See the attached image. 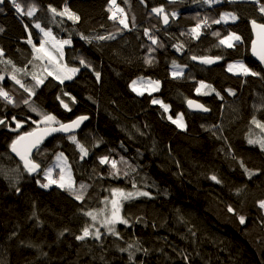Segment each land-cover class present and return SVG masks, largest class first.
Returning <instances> with one entry per match:
<instances>
[{"label":"trees","instance_id":"obj_1","mask_svg":"<svg viewBox=\"0 0 264 264\" xmlns=\"http://www.w3.org/2000/svg\"><path fill=\"white\" fill-rule=\"evenodd\" d=\"M18 2L24 7L35 3L38 11L29 18L17 14L9 0L0 5V49L4 51L0 75L5 77L0 86L18 105L13 107L0 99V118L9 123L12 116L25 121L18 132L0 125V264H264V210L257 203L264 199V152L247 143L249 132L260 134L251 124L252 118L264 122V108L255 115L252 111L258 93L264 100V66L249 55L253 40L250 21L264 22L258 5L252 0L223 1L215 6H206L203 0H117L129 18V30L109 19L110 0ZM49 6L58 11L67 6L80 16V21L74 23L59 16L53 19ZM161 6L171 19L166 28L161 17L151 12L153 7ZM173 11L177 13L175 18L171 16ZM224 12H233L240 18L213 24L212 20ZM205 18L208 24L201 28L199 39L193 38L190 30ZM35 23L51 29L57 39H71V45L64 49V61L80 71L63 84L47 76L30 99L63 122L80 115L90 118L83 130L75 134L89 149L84 160L79 159L76 145L61 136L45 144L35 159L44 169L53 163L55 154L64 152L77 186L89 185L83 202L59 187H40L45 180L40 175H30L10 154L12 140L35 128L27 117L39 119L21 103L28 94L11 79L15 65L27 70L16 73L17 78L26 86L35 84L31 73L38 62L27 42L29 31L35 44L42 40ZM145 29L157 38L158 44H152ZM216 32L219 37L214 35ZM230 32L243 38L244 64L260 72V76L243 77L227 71L235 53L220 45L219 40ZM113 34L114 39H95ZM178 46H182L180 51ZM192 56L221 59L207 65L192 60ZM81 58L91 67H83ZM148 59L151 64L146 62ZM8 60L12 63H4ZM173 61L193 70L195 81L174 79L170 72ZM97 72L104 75L106 92L112 100L102 98ZM148 75L160 80V90L135 94L130 83ZM200 82L210 84L223 100L215 93L198 95ZM229 89L235 92L234 96ZM64 92L69 96H64ZM58 96L69 103L71 112L61 106ZM69 97H75L74 104ZM226 97L240 101L242 123L228 132L223 144L202 123L220 124ZM154 98L168 104L173 117L183 113L186 129L173 124L164 109L152 103ZM190 99L204 103L211 114H190L186 110ZM116 104L125 106L130 117L115 112ZM97 142L99 147L94 146ZM104 155L117 160L124 157L135 168L133 177L138 187L150 192L151 198L124 203L122 213L131 227L119 226L122 238L104 234L100 241H80L76 237L89 226L85 212L98 209L112 188L133 189L128 179L108 175L109 167L99 163V157ZM241 160L249 169L259 170V174L249 179L240 166ZM213 175L221 183L212 180ZM229 207L235 214L228 211ZM240 215L246 218L244 224L239 222ZM129 244L134 248L121 251L128 249ZM129 251L134 252L131 260Z\"/></svg>","mask_w":264,"mask_h":264},{"label":"snow or ice","instance_id":"obj_2","mask_svg":"<svg viewBox=\"0 0 264 264\" xmlns=\"http://www.w3.org/2000/svg\"><path fill=\"white\" fill-rule=\"evenodd\" d=\"M12 7L15 9L17 14L26 15L29 18H32L36 12L38 11V7L35 3H31L28 6L24 7L18 0H9ZM126 2V0H125ZM170 2H175V0H170ZM223 0H203L204 4L209 6L220 4ZM231 2H235V0H231ZM253 3L258 5V11L261 15H264V3H261V0H252ZM143 3V0H141ZM5 0H0V5H4ZM115 9V10H114ZM0 11H3V8H0ZM48 11L51 12L53 19L57 16L59 17H66L68 20L73 21L74 23L80 21V16H78L75 12H72L67 6L63 8V10L58 11L57 8L49 6ZM108 11L111 13L109 19L117 22L118 24L122 25L124 29H130L129 26V18L124 10V8L120 7L117 4V0H110V6ZM152 13H155L158 17L162 18L164 25L169 24V14L166 13L164 7H153L151 9ZM171 16L175 18L177 13L173 11ZM240 17L233 13V12H224L218 19L212 20L213 24H221V23H229L236 22ZM135 17H132V23L134 24ZM251 27L253 32L255 33V39L251 41V53L254 57H256L261 64H264V22H258L256 19H252L250 21ZM208 24L207 18L202 23H197V25L192 28L191 35L195 39H199L201 35V28ZM25 29L27 30L28 25H24ZM34 27L39 30L40 33L43 34V38L37 46L33 43L31 39V32L29 31V39L28 43L32 45V49L34 51L35 59L36 60H44L47 63L44 66L43 71L47 74V76H52L53 79L59 81L60 84H63L65 80H71L74 78L75 74L80 71L78 67H69L67 63L63 62L64 57V47L66 45H71V39H57V37L53 34L51 29H46L41 26L40 23H35ZM3 31V28H0V32ZM145 35L149 37L153 45L158 44L157 38L151 35V33L145 29ZM216 36H220L219 32L214 33ZM115 34L108 35V36H97L95 39L98 40H109L114 39ZM81 39L88 41L89 43L91 40L88 37L81 36ZM243 38L238 35L236 32H230L225 37L219 40V44L232 49L237 46V44H243ZM182 46L177 47V51H180ZM4 56L3 49H0V57ZM192 60H199L202 64H213L216 63L221 59L220 56L216 57H197L192 56ZM147 63L151 64V59L146 61ZM6 64H11L10 60L4 61ZM80 64L85 68H90L91 65L88 64L85 59H80ZM13 73L11 74V79L15 82V84L19 85L20 88L24 90L28 94L27 98H24L21 103L26 105L29 111L36 114L39 117V120H34L31 117H27V120H30L32 124L36 125L31 131H25L15 139L12 140L10 144L11 152L15 153L16 156L20 158L23 162L24 169L29 174L39 173L41 171V164L38 163L36 160L33 159L32 154L33 150L40 154L41 149L40 145L43 144L44 140L52 136L54 133H65L69 134L68 139L76 145L80 152L79 159L84 160L86 157L89 156V149L85 147L83 143H81L75 132L80 126L89 119L86 115L77 116L75 119L69 122H63L57 118V116L46 112L36 106L34 102L30 99L36 95L35 89L44 84L45 78L44 76L38 75L36 73H31V78L35 81V84L31 87L26 86L25 83L17 78L16 73L19 72H26V69L16 68L15 65H12ZM172 77L179 78L183 76V71L180 69V66L173 61L172 62ZM227 71L233 73L234 75H239L243 77L251 76H260L261 73L257 71H253L243 62H236V63H229L227 65ZM96 79H100V73L97 72ZM5 79L3 75H0V82ZM149 94L151 91H158L160 88L159 81H149ZM132 90L136 92L138 95H143L144 92L141 87H138V82L133 81L132 83ZM206 90V91H202ZM230 95H235V92L231 89L228 90ZM198 95H210L215 93L221 100H223V96L220 95L219 92L216 91L210 84H205L204 82L199 83V87L196 89ZM64 96H69V93L64 92ZM0 99H2L6 104L12 105L13 107H17V102L15 98L10 95L8 91L5 90L3 86H0ZM61 106L68 112L72 111V108L69 106V103H66L63 99L59 96L57 97ZM70 103H75V97H69ZM153 104H160V106L164 109L165 112L169 111V106L164 104L162 101L153 99ZM188 106L190 108L195 107L196 109L202 111H209L207 107L203 104L197 103L193 100L187 101ZM261 107H264L262 105ZM169 120L172 121L178 128L185 129L186 125L184 124L183 115L177 116L176 119H173L172 116L168 117ZM15 125V127L12 126ZM251 124L254 125L256 128L260 130V134L254 135L252 132H249L247 143L252 146H258L261 152H264V122L256 119L253 117L251 120ZM0 125L7 127L10 131L18 132L21 128L24 127L25 121L17 120L15 116L11 117V123L4 118H0ZM99 143L97 142L94 146L99 147ZM123 147V145H121ZM99 163L101 165H107L109 167L108 175L113 179H120L126 178L128 179L131 184L133 191H128L123 188H112L110 189V197L104 198L102 201L104 207L100 208L95 211H87L84 214L91 218L94 222L93 227L94 231L89 227H84L82 230V234L77 236L76 239L80 241H85L86 239H95L97 241L101 240L104 233L100 231V228H104L107 234L115 236L117 238L120 237V233L117 231L116 225L123 224L128 227H131L129 219L126 218L123 214V204L128 201H132L138 199L140 197H149L151 198V193L148 191H142L138 187L133 173L135 172V168L128 163V161L124 157H120L119 160L111 158L109 155H104L99 157ZM121 164L125 165L127 169L125 170L121 168ZM240 166L243 168L244 172L248 175V178L251 179L253 175L259 174V170H251L249 169L244 162L240 161ZM54 169H59L58 177L53 176ZM18 171V169H17ZM43 177L46 183H41L40 187L42 188H49L52 185H56L57 187L68 191L77 201L83 202L89 188L88 184L80 183L78 186L76 181L72 175L71 165L68 162V157L64 154V152H59L55 154V160L52 166L47 167L43 171ZM211 179L214 180L216 183H221V181L215 176H211ZM19 191V188H17ZM258 207L261 210H264V199L259 200ZM229 212L235 214V210L232 207L228 208ZM239 222L241 224L245 223V216L240 215ZM95 224H99L100 227H95ZM134 245L129 244L128 249H121V251H128L129 249H133ZM139 248H136V251H139ZM146 251V250H145ZM134 256V252L129 251V259L131 260Z\"/></svg>","mask_w":264,"mask_h":264},{"label":"rangeland","instance_id":"obj_3","mask_svg":"<svg viewBox=\"0 0 264 264\" xmlns=\"http://www.w3.org/2000/svg\"><path fill=\"white\" fill-rule=\"evenodd\" d=\"M223 1H226V2H228V1H231V0H223ZM235 1H239V0H235ZM241 1H246V0H241ZM247 1H250V0H247ZM215 5H218V4H215ZM215 5H211V6H215ZM206 6H207V4H206ZM231 22V21H230ZM41 38H43V34H42V37ZM34 43V42H33ZM37 45V44H36ZM37 46H39V44L37 45ZM67 46H69V45H66L65 47H64V49L67 47ZM229 49V48H228ZM230 50V49H229ZM235 54H234V57H233V59L231 60V62H229V63H236V62H243L244 63V58H243V56H244V53H245V47H244V45L243 44H237V46L235 47V48H232L231 49ZM36 54L34 53V56H35ZM64 58H65V55H64V57H63V62L65 63V61H64ZM37 64H35V66H34V71H33V73H36V74H38V75H41V76H44V77H47V74L43 71V69H44V66H45V64L47 63V61H44V60H37ZM228 63V64H229ZM227 64V65H228ZM178 65L180 66V69H182V71H183V76H181V77H179V78H175V79H177L178 81L179 80H182V81H185V82H189V81H195V72L193 71V70H191V69H188L186 66H183V65H181V64H179L178 63ZM172 71H173V68H172V65H171V68H170V72H171V74H172ZM77 74V73H76ZM75 74V75H76ZM24 76V75H23ZM72 80V79H71ZM65 81H70V80H65ZM99 81H100V86H102V90H101V96H102V98L105 100V99H109V100H112V98L107 94V92H106V85H105V81H104V75H102V74H100V79H99ZM133 81H137L138 82V87H141L142 88V90H143V92H144V94L143 95H145V94H149V92H150V90H149V85H148V82L149 81H159L160 82V80L158 79V78H156L154 75H148V76H146V77H137L135 80H133ZM133 81L130 83L131 84V89H132V83H133ZM205 83V82H204ZM206 84V83H205ZM160 88H161V83H160ZM160 88H159V90H160ZM158 90V91H159ZM158 91H151V94H153V93H156V92H158ZM202 91H206V90H202ZM135 94H137L136 92H134ZM138 95V94H137ZM256 101L254 102V105H253V107H252V111H253V114L255 115V113H257L259 110H261V109H263L264 107H261L262 105H264V100L262 99L263 97H262V95L260 94V93H258L257 95H256ZM262 97V98H261ZM154 99H157V100H160V101H162V99L161 98H154ZM226 104H225V106L223 107V109H222V112H223V117H222V120L220 121V124L218 125V126H214L212 123H210V122H208V121H205V122H203L202 124H203V128L204 129H206V130H209V131H211L212 133H214V134H216L217 135V137L220 139V141L224 144L225 143V138H226V135H228L229 133V131L230 130H233L235 127H237V126H239L242 122H241V111H240V106H239V103H240V101L237 99V98H233V99H229L228 97H226ZM163 102V101H162ZM164 103V102H163ZM165 104V103H164ZM124 105V104H123ZM155 105H158V104H155ZM160 105V104H159ZM166 105H168V104H166ZM115 106V105H114ZM169 106V105H168ZM114 109H115V112H117V113H119V114H121V116H128L129 114L127 113V110H126V107L125 106H122V107H120L118 104H116V106L114 107ZM169 109H170V106H169ZM166 113V115L169 117V116H172V115H170V113H169V111L168 112H165ZM183 115V119H184V124L186 125V120H185V116H184V114L183 113H180V115ZM128 117H130V116H128ZM172 118L173 119H176L177 117H173L172 116ZM37 120H39V119H37ZM34 125V124H33ZM35 127H36V125H34ZM186 127H187V125H186ZM180 130H181V128H179ZM186 129V128H185ZM37 153V152H36ZM35 153V154H36ZM35 154L33 155V159L34 160H36L35 159ZM54 160H55V157H54ZM54 160L52 161V162H54ZM37 161V160H36ZM38 162V161H37ZM39 163V162H38ZM53 164V163H52ZM52 164L51 165H49L48 167H50V166H52ZM42 167V166H41ZM47 167H45L44 169H43V167H42V171H41V173L39 174L40 175V177L42 178V179H44V177H43V171L46 169ZM58 173H59V169H54V173H53V176H54V178L55 177H58ZM45 183H46V181H44ZM56 185H52V186H50L49 188H54ZM57 187V186H56ZM126 190V189H125ZM142 190V189H141ZM128 191H133V189H130V190H128ZM142 191H146V190H142ZM109 197H110V195H109ZM141 198V197H140ZM124 205V204H123ZM104 207V205H103V203H102V205L98 208V209H100V208H103ZM98 209H95V210H98ZM95 210H92V211H95ZM123 214V213H122ZM89 218V228L90 229H92L93 231L95 230L94 229V227H93V221L91 220V218L90 217H88ZM119 225H121V224H118V225H116V228H118V226ZM95 227H100V225L99 224H95ZM100 231L102 232V233H104V234H106V235H109V234H107V232H106V230L104 229V228H100ZM93 240H95V239H93ZM100 241V240H99Z\"/></svg>","mask_w":264,"mask_h":264},{"label":"water","instance_id":"obj_4","mask_svg":"<svg viewBox=\"0 0 264 264\" xmlns=\"http://www.w3.org/2000/svg\"><path fill=\"white\" fill-rule=\"evenodd\" d=\"M162 19V18H161ZM170 22H171V19H169V24L168 25H170ZM168 25H164V23H163V26H164V28H166ZM250 26H251V23H250ZM251 31H252V36H253V39H255V33L253 32V30H252V27H251ZM250 50H249V55H250V57L251 58H253L261 67H263L264 66V64H261L260 62H259V60L256 58V57H254L253 55H252V53H251V44H250ZM197 62L199 63V60H197ZM217 63V62H216ZM216 63H213V64H216ZM207 65H210V64H207ZM190 100H193V101H195V102H197V103H200L198 100H195V99H190ZM200 104H203L204 105V103H200ZM205 106V105H204ZM206 107V106H205ZM186 110L191 114V113H195V114H204V115H210L211 113H210V110L209 111H207V112H205V111H202V110H199V109H196L195 107H192V108H190L189 106H188V103L186 104ZM90 119V118H89ZM89 119L88 120H86L81 126H80V128L79 129H77L76 130V132H75V134H77V133H79V132H81L83 129V127L85 126V124L89 121ZM68 135L69 134H65V133H54L52 136H49V137H47L45 140H44V142H43V144H41L40 145V149H42L43 148V146L45 145V144H47L50 140H52L54 137H56V136H61V137H68ZM36 153V151L35 150H33V154H32V157H33V155ZM10 154H12L14 157H15V159L23 166V162L20 160V158L18 157V156H16V154L15 153H13V152H11V150H10ZM23 169H24V167H23ZM25 170V169H24ZM26 171V170H25ZM41 171H42V167H41ZM41 171L39 172V173H34L35 175H39L40 173H41ZM27 172V171H26ZM30 175H33V174H30Z\"/></svg>","mask_w":264,"mask_h":264},{"label":"bare ground","instance_id":"obj_5","mask_svg":"<svg viewBox=\"0 0 264 264\" xmlns=\"http://www.w3.org/2000/svg\"><path fill=\"white\" fill-rule=\"evenodd\" d=\"M249 50H250V49H249ZM255 62H256V61H255ZM217 63H218V61H217ZM217 63H216V64H217ZM256 63H257V62H256ZM258 65H259V64H258ZM195 78H196V76H195ZM193 81H194V80H193ZM206 84H207V83H206ZM195 100H196V99H195ZM94 210H95V209H94ZM91 211H92V210H91ZM119 226H120V225H119ZM119 226H118V228H119ZM118 228H117V231H118ZM132 235H133V234H130L129 236L131 237ZM103 236H104V235H103ZM103 236H102V237H103ZM118 254L122 256L124 253H123V252H119Z\"/></svg>","mask_w":264,"mask_h":264}]
</instances>
